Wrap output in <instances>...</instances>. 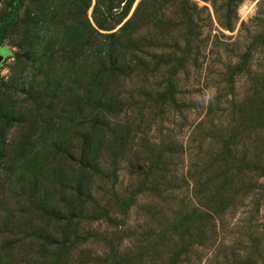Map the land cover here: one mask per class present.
<instances>
[{
	"label": "rangeland",
	"instance_id": "obj_1",
	"mask_svg": "<svg viewBox=\"0 0 264 264\" xmlns=\"http://www.w3.org/2000/svg\"><path fill=\"white\" fill-rule=\"evenodd\" d=\"M261 22L0 0V264H264Z\"/></svg>",
	"mask_w": 264,
	"mask_h": 264
},
{
	"label": "trees",
	"instance_id": "obj_2",
	"mask_svg": "<svg viewBox=\"0 0 264 264\" xmlns=\"http://www.w3.org/2000/svg\"><path fill=\"white\" fill-rule=\"evenodd\" d=\"M137 11H138V9H137ZM132 18V17H131ZM131 18L128 20V23H126V26H127V24H129V22H131ZM118 20V19H117ZM116 20V21H117ZM261 23H263L264 24V22H261ZM0 44H1V37H0Z\"/></svg>",
	"mask_w": 264,
	"mask_h": 264
},
{
	"label": "water",
	"instance_id": "obj_3",
	"mask_svg": "<svg viewBox=\"0 0 264 264\" xmlns=\"http://www.w3.org/2000/svg\"><path fill=\"white\" fill-rule=\"evenodd\" d=\"M1 57H2V53L0 52V59H1Z\"/></svg>",
	"mask_w": 264,
	"mask_h": 264
}]
</instances>
